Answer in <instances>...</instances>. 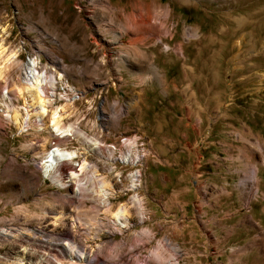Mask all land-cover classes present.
Masks as SVG:
<instances>
[{"label": "rangeland", "instance_id": "rangeland-1", "mask_svg": "<svg viewBox=\"0 0 264 264\" xmlns=\"http://www.w3.org/2000/svg\"><path fill=\"white\" fill-rule=\"evenodd\" d=\"M0 50V264H264V0H0ZM31 60L78 134L34 126ZM57 137L64 187L41 163ZM96 181L127 222L66 202ZM69 241L83 260L49 251Z\"/></svg>", "mask_w": 264, "mask_h": 264}, {"label": "bare ground", "instance_id": "bare-ground-1", "mask_svg": "<svg viewBox=\"0 0 264 264\" xmlns=\"http://www.w3.org/2000/svg\"><path fill=\"white\" fill-rule=\"evenodd\" d=\"M149 19H150V17L147 14V20H149ZM127 20H126L127 22L131 23L132 18L130 17V15L127 17ZM36 64L37 63L35 62V60H31L29 63H27V65H26L27 66L26 67L27 72H25V74H26L25 79L26 80L24 81V83H22V85L20 87H17L15 90V91H17V96L20 97L21 99H23V101L25 103H27V105L29 104L28 106L31 109L30 111H32L34 113V115H36L38 122L34 123L35 124L34 126L36 127L38 125H46L49 123L50 124V130H51L52 127L58 128L59 124H61L62 127L61 126L60 127L62 128L61 129L62 131L60 130L61 133H59L60 135H58V136L63 138L64 136L68 137V134H70V133L73 134V132H74V134H76V133L78 134V131L75 130V128L73 127L72 124H66V123L62 124V120H63L62 116L66 112L64 107L60 106V107H56V108L52 109V107L50 106V100H49V97L47 95L48 94L47 93L48 87L55 89L54 88L55 84H54V81L49 80V78L45 74V72L39 71V69L36 67ZM0 75H1V73H0ZM60 77L61 76H59V78ZM65 87L67 88V90L69 92H74L73 89L69 85H66ZM101 114H102V112H101ZM18 118H20V116L16 112H13L12 114H10V120L13 123L17 122ZM46 129H47V127H46ZM53 130H55V129H53ZM57 130H55V131H57ZM48 132H52V131L48 130ZM81 138L83 139L84 136H82ZM84 140H86V139H84ZM87 141H88V139H87ZM89 141H90V143L87 142V143H89L88 147L102 152L103 147H101L100 142L98 140L89 139ZM51 143H52V145H49ZM60 143L61 142H60L58 137L52 138L49 141V143H47V148L43 151V153L41 155V163H42V166L44 167L43 168L44 169L43 177L45 179L49 180V182H51L53 185H55L57 187H64V184L61 181V176L63 175V173L66 170H71V167L69 166V164L71 162H73V160L75 159V156L72 155L71 153L63 152L62 149L60 150L59 149ZM129 155L130 154L128 151L127 157ZM76 157H77V155H76ZM124 158L126 159V156ZM129 159L131 161L130 163H132L131 156H129ZM77 167H78V172L82 173L87 168V164L85 163L84 160H82L81 163H78ZM70 176L72 178L68 177V179H72V180L74 177L75 178L77 177L73 173L70 174ZM94 178H96V176H94ZM135 178H136L135 175L134 176L131 175L132 184H133ZM74 180H75V182L80 183L78 181V179L77 180L74 179ZM95 186H98V188L97 189L95 188L94 195L91 194V196L87 197L86 195L84 196V195L80 194V193H83V192H81L83 190V186H81V184L77 185L75 192H74V198H68V199H66V202L68 204L76 203L77 207H79L80 205H84V206L90 205V209H96V207H98L99 205H102L104 207L103 208V212H104L103 218L105 220L113 222V224L116 221H118L120 218H122L125 221L127 219L126 216L128 215L127 214L128 209L126 210V206H124V205L119 206L115 210H112L110 205H109L111 198H109L107 196V194L105 193V190L103 188V181L102 182L96 181ZM85 198L86 199L88 198L90 200L87 202L83 201L82 199H85ZM135 203H136V207H137L139 214L141 216H143L144 205L142 203V199L136 198ZM85 219L87 221L86 222L87 224H85V223L82 224L79 217L74 218L73 222L71 224L77 228V231L83 230L84 229L83 226L87 225L86 231L88 233H90L89 231L92 232L95 230L96 223L100 222V220L98 219L97 216L94 218L86 217ZM126 222H127V220H126ZM88 233L86 235H88ZM86 238H88V236H86ZM88 240H90V238H88ZM57 248L58 249H55V250H53V249L49 250L50 252H53L56 257H63L66 255L69 259H74L76 262H79V261L84 259V254L79 252V250H77V248L74 246L73 242H71V241L66 242L65 244H62L60 247H57Z\"/></svg>", "mask_w": 264, "mask_h": 264}]
</instances>
